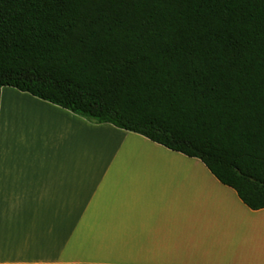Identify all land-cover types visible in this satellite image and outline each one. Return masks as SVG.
Here are the masks:
<instances>
[{
    "label": "trees",
    "instance_id": "obj_1",
    "mask_svg": "<svg viewBox=\"0 0 264 264\" xmlns=\"http://www.w3.org/2000/svg\"><path fill=\"white\" fill-rule=\"evenodd\" d=\"M4 87L198 158L264 209V0H0Z\"/></svg>",
    "mask_w": 264,
    "mask_h": 264
},
{
    "label": "crops",
    "instance_id": "obj_2",
    "mask_svg": "<svg viewBox=\"0 0 264 264\" xmlns=\"http://www.w3.org/2000/svg\"><path fill=\"white\" fill-rule=\"evenodd\" d=\"M0 264H264V209L198 158L4 87Z\"/></svg>",
    "mask_w": 264,
    "mask_h": 264
},
{
    "label": "rangeland",
    "instance_id": "obj_3",
    "mask_svg": "<svg viewBox=\"0 0 264 264\" xmlns=\"http://www.w3.org/2000/svg\"><path fill=\"white\" fill-rule=\"evenodd\" d=\"M92 123V122H91ZM94 124V123H93Z\"/></svg>",
    "mask_w": 264,
    "mask_h": 264
}]
</instances>
